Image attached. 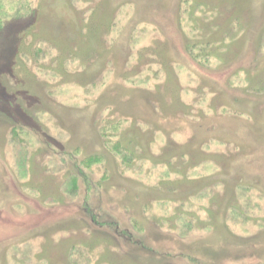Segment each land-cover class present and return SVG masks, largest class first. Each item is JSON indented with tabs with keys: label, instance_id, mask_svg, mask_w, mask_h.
<instances>
[{
	"label": "rangeland",
	"instance_id": "1",
	"mask_svg": "<svg viewBox=\"0 0 264 264\" xmlns=\"http://www.w3.org/2000/svg\"><path fill=\"white\" fill-rule=\"evenodd\" d=\"M1 1L0 264H264V0Z\"/></svg>",
	"mask_w": 264,
	"mask_h": 264
},
{
	"label": "trees",
	"instance_id": "2",
	"mask_svg": "<svg viewBox=\"0 0 264 264\" xmlns=\"http://www.w3.org/2000/svg\"><path fill=\"white\" fill-rule=\"evenodd\" d=\"M21 10L20 9H16V10H14L13 12H10V11H8L6 8H4V6H3V3H2V1L0 0V33L2 32V30L3 29H5V27H6V22H7V18L9 17H12V16H10V15H17V13L18 12H20ZM27 29V28H26ZM24 38V37H23ZM27 42H26V40H24V39H22L21 41H20V46H19V51L21 52H23V51H25V47H26V44ZM32 44V43H31ZM35 45V44H34ZM34 45H31L32 47H26L27 48V51L26 52H24L23 54L24 55H34L35 54V46ZM118 143V142H117ZM118 144H120V143H118ZM114 149H116L118 152H120V153H123V151H121V148L116 144L114 147H113ZM124 154V153H123ZM122 160V159H121ZM122 162V161H121Z\"/></svg>",
	"mask_w": 264,
	"mask_h": 264
}]
</instances>
